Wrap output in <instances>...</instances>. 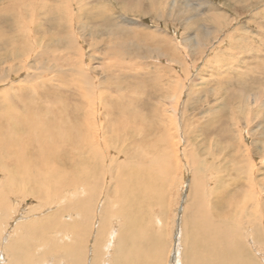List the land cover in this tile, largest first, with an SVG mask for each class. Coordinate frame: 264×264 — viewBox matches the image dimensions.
Listing matches in <instances>:
<instances>
[{"label":"rangeland","instance_id":"obj_1","mask_svg":"<svg viewBox=\"0 0 264 264\" xmlns=\"http://www.w3.org/2000/svg\"><path fill=\"white\" fill-rule=\"evenodd\" d=\"M47 1L42 9L36 8L35 1L29 2L27 9L21 7L19 12L28 11L31 17L33 9V13L39 9V21L54 41H63L72 34L69 48L60 50L71 55L67 69L84 64L77 71L82 77L65 70L59 79L62 85H58L55 73L34 75L33 82H23L24 74L10 73L0 81V264L15 258L23 264H28V259L32 260L30 264H67L68 257L79 250L80 229L83 227L86 235L97 234V220L92 222L85 216L77 218L76 223L65 220V231L57 235L44 233L38 226L46 224L52 215L58 222L63 219L57 213L59 203L68 204L72 212L87 201L93 206L95 196H87L93 186L74 197L81 189L78 185L86 183L76 184L79 189L70 183L84 176L89 185H94L99 173L103 186L110 187L106 196L117 202L138 201L144 195L142 181L154 188L153 195L160 199L150 207L155 218V225H151L157 231L153 241L158 249L151 256L157 264H177L179 260L182 264L187 255H194L190 252L198 232V227L191 224L197 217L193 216L195 208L198 211L195 197L206 200L215 194L226 197L218 217H227L234 233L239 228L251 254L264 264V215L257 208L258 202L264 201V0H205L215 7L210 11L201 0ZM22 3L0 0V35L5 33L4 39L0 37V73L17 63H6V55L8 59L12 52L22 53V40L9 41L6 36L25 24L16 12ZM67 8L71 9V17ZM35 26L25 27L42 36L44 29L37 26L40 29L35 30ZM23 57L39 65L30 55ZM18 86L25 89L14 92ZM38 92H42L41 97L35 95ZM11 97L23 100L18 103L20 109ZM79 105L76 123L82 129L71 125L68 121L73 117H67ZM17 110L29 120L22 128L13 127V123L18 124ZM15 129L20 135L16 146L27 148L25 152L16 147L15 152L9 149ZM69 130L77 143L71 138L66 140ZM46 140L56 154H51L53 159L47 163L36 162L35 155L44 153ZM196 154L207 155V173H201L200 179L194 177L195 166L189 160ZM82 155L87 163L80 168L77 159ZM66 156L69 162V158L75 160L81 173L71 172L73 169L64 164ZM128 163L133 170L139 164L140 174H130ZM233 164H237L234 171ZM120 174L122 181L118 179ZM202 181L205 187L197 190L196 196L194 185ZM214 186L218 189L212 190ZM66 187L71 192L61 193ZM234 189L235 194L230 196L228 192ZM122 191L127 192L126 197ZM100 194L97 199L101 203ZM142 213L141 235L150 221V212ZM109 219L114 225L122 223L121 219ZM31 221L32 230H38L30 238L25 228ZM91 227L93 231L88 230ZM119 230L116 226L110 238L108 233L113 245L101 252L99 263L121 264L122 259L113 255ZM28 240L31 243L26 245ZM202 241L198 251L204 249ZM89 242L94 241L91 238ZM71 243L73 248L69 250ZM10 246H21L19 253H13ZM142 250L146 255L145 248ZM87 252L85 264H91L93 255ZM122 252L125 255L126 250ZM221 255V264L232 257Z\"/></svg>","mask_w":264,"mask_h":264},{"label":"bare ground","instance_id":"obj_2","mask_svg":"<svg viewBox=\"0 0 264 264\" xmlns=\"http://www.w3.org/2000/svg\"><path fill=\"white\" fill-rule=\"evenodd\" d=\"M22 1H23V3L16 7L17 13L19 12V9L21 7H23L25 9L27 5H30L29 2L35 1V3H36L35 5L36 6L38 5L36 8L40 7L41 9H42V4L48 2L47 0H22ZM200 3L203 4L205 6V8H208L209 11L215 10L214 9L215 7H213L211 3H207V1L205 2V0H201ZM60 4H63V3H60ZM63 5H65V3ZM57 6H58V4L55 5V7H57ZM62 7H64V6H62ZM56 9L60 10L61 7L60 8L57 7ZM66 10H67L68 17H71V15H72V12L70 11L71 9L67 8ZM33 11H34V9H33ZM33 11H32L31 17H29V14L27 13L28 11L27 12L25 11L24 13L19 12L18 14L21 15L22 21H25V24L20 29H18V31L8 32L6 34L7 39L9 41L10 40L16 41V39H18V38L22 40V42L20 43V48L22 49V53L21 52L20 53H18V52L13 53L12 52V54L9 55L8 59H7V55H6V63L11 61V60H14V61L16 60L17 63L13 62V64H11L10 67H8L9 68L8 71H5L4 69L1 71L0 81L4 80L7 76H11L10 73H12V75L15 74L18 76H20V74H24V76H22L23 82H33L34 80H36V79H34V75H36L37 77H41V76H45L46 74L55 73L54 77L56 78L57 81H59L58 83H60L61 82L59 80L60 74L62 75V72L65 70H67L65 72H68L69 74L73 72L76 75H79L80 77H82L80 75V73L77 71H79V69H83L84 64H82V65L80 64L79 66H72V67L67 69V66H69L71 63V55L68 54V52H63L60 50L63 48L64 49L69 48V44H70L71 39H72V34L69 33V36L66 37V39L63 41H58V42L54 41L53 38L51 37V34H49L47 32V27L45 26V24L43 22L39 21V11L40 10L36 9L34 13H33ZM70 13H71V15H70ZM21 17H18V19L21 20ZM69 19H71V18H69ZM72 23H73V21H71V24ZM31 24L41 26L44 29V31L41 32L42 36L35 35L37 32L34 34L31 31L30 32L32 35H30V32L27 30V28L25 26L26 25L29 26ZM37 26L34 27L35 30L40 29ZM2 33H3V31H2ZM4 36H5V33L0 35V37H2V38ZM6 43H8V41ZM6 46H7V44H6ZM45 46H47V47H45ZM16 51H18V50L16 49ZM43 52H44V54H43ZM7 53L9 54V52H7ZM24 55H28V56L30 55L31 58H34L36 60V62L39 63V65L34 66L33 61H30L29 59L23 57ZM38 56L40 58H38ZM1 57H3V61L5 62V56L3 55ZM76 69H78V70H76ZM58 72H60V73L57 76ZM50 80L54 81L52 78H50ZM56 80H55V82H56ZM12 82H14V81H12ZM62 84L63 83H60L58 85H62ZM19 85L21 86V84H19ZM37 88L39 89L38 86H37ZM21 89H25V88L18 86L17 88L14 89V92L15 91H21ZM52 92H54V91H51L50 94H52ZM41 94H42V92H38V94H35V95H38L39 97H41ZM14 95H15V93H14ZM77 96L78 95H76V97ZM10 100L14 105H16L17 108L20 107V106L18 107V103L23 102L22 99H19V102H18L17 97H15V98L11 97ZM0 101H1V99H0ZM167 102H169V100H167ZM261 102H262L263 107H264V100L262 99ZM53 108H54V106H53ZM263 110H264V108H263ZM72 111H73V114H69V112H68L69 116H67V117L69 120H72V119H70V117H73V120L68 121V122L71 125H73V124L78 125L82 129L83 128L82 125L76 123V122H78V118H79V115H78L79 112L78 111H80V105ZM7 114H8V112H7ZM24 115H25L24 112L17 110V116H18L17 122H18V124L13 123V127L19 125L22 128L23 125H27L29 123V120H27L26 118H23ZM13 131H14V133H11V134H13L14 137H11V143L12 144L9 146V149L12 152H15V147H16V149L25 152L27 150V148L20 149L16 146V143H15L16 140L19 139V137H20L19 130L15 129ZM49 132H53V130L50 129ZM71 137H72V132H71V130H69L68 131V137L66 140L67 141L70 140ZM71 139L76 141V143H77V139H75V137L71 138ZM34 140H33V142H34ZM28 142H30V141H28ZM37 142H39V141H37ZM49 144H50V141L46 140L45 141V147H44V153H42V155L36 153V155H35L36 158L34 159L36 162L38 160H40V161H42V163L43 162L47 163V160L53 159V156L51 154H56V152H54V148L50 149ZM23 146H25V142H23ZM32 148H33V146H32ZM33 149H35V148H33ZM28 151H29V148H28ZM33 153H35V151ZM32 155H34V154H32ZM26 157H28V156H26ZM223 159H225V158H223ZM69 160H70V162L68 161L67 156H66L64 158V164L69 166V168L73 169L71 172L73 174L79 173V172L81 173V170L78 168L79 166H76L77 164L75 163V160H71L70 158H69ZM77 160L79 162L78 165L80 164V168H82L87 163V162H83V155H82V157H78ZM189 160L191 161V164L194 163L195 167L193 168V175L195 178H198L201 175V173L203 175H205V173H207V170H206L207 168L205 167V164L208 163L206 154H204V156L202 154H196ZM162 163H165V162H162ZM236 165L237 164H233V166L231 168L232 171L235 170ZM121 166L122 165H120V167H119V165H118V168L121 169ZM136 166H137V164H136ZM143 168H144V166H143ZM126 169H128V172L130 174H132L133 171L138 173V172H140L139 170L141 169V166L138 164L137 168H135L133 170L128 163V166ZM17 171H19V169ZM21 171H22V169H21ZM118 171H120V170H118ZM118 174H119V172H118ZM139 174L140 173H138L137 175H139ZM125 175H127V174H125ZM122 177L123 176L120 174L118 177L119 181H122V180H120V179H122ZM199 179H200V177H199ZM238 179H239V181H241L240 178H238ZM141 180H142V178H141ZM115 181H117L116 178H115ZM137 181H138V179H137ZM192 182H193V180H192ZM79 183H86V184L85 185L84 184L78 185L81 187V189L74 195V197H77L79 195L78 193H81V190H83V193H84V192H86L87 188L89 189L90 187L93 186L87 192L88 193L87 196H89L88 198H91L93 195L96 198V201L94 203L91 202L93 204V206H91V204L87 201L80 209H74L75 212H72L69 209L70 207L68 204H66L65 206H62L59 203L57 213L59 214L60 217H63V219L61 220V218H60L59 222H58L56 220L55 215L54 216L52 215L50 220H47L46 224L43 225L40 223V225L38 226V229L43 228L44 233L50 232L51 234L53 233V235L54 234L57 235V234L63 233V231H65L63 228V224H64L65 220H69L71 222L76 223V219L79 218L80 216H85L87 219L91 220L92 222H95L97 220V222H95V223L100 224V227L98 228L97 234H87L86 235V230L83 227L80 229L81 235H82V241H81V244L79 241V250L76 253L71 254L68 257V263L67 264H77L78 261L80 262V264H85V260H87L86 255L88 254L87 249L89 251H91L92 255H93L91 264H104V262L99 263L98 258L101 255V252H103L108 245H113V242H111L112 239L109 240V238L111 237L110 233L114 232L116 226H117V231H118L119 226H120V230L118 232L120 235H119V239L116 242H114L113 255L122 259L121 264H127V263L130 264V263H135V262H139V261H146L147 264H157L155 258L151 256V254L156 252V249H158V248H155L156 243L153 241V239H155L157 237V234H156L157 231L153 230L152 229L153 226L151 225V224H154L155 218L152 217V208L150 209V207L155 206L153 203H155L156 200L159 201V199H160L156 195H153L154 193L156 194L154 188L149 183L142 181L140 183V186H141L140 189H142L144 191V195L141 194V197H139V200L136 202L125 203V201L122 200L121 198H120L121 200H119L117 202V201H114L113 199H111L109 197V195L106 196V193L110 192L109 191L110 187H104L103 186V184L101 182L100 173H99V179H97L95 181L94 185H89L87 179L84 176L79 177L77 180H72V182L70 184H71V186H73V188H77L78 186L76 184H79ZM118 183H120V182H118ZM205 183L206 182L202 181V182H198L197 184L194 185V189H196L195 195L197 194V190L203 189L205 187ZM65 184H66V182H64L61 185V188H64L63 186ZM156 184H159V183L156 181ZM191 184L193 185V183H191ZM159 186H160V184H159ZM232 186H233V184L231 185V188H232ZM130 188H132V186H130ZM66 189L67 190H65L64 192H61V193H63V194L67 193L68 194L71 192L70 188L66 187ZM77 189H79V188H77ZM215 189H218V187H215V186L212 187V190H215ZM100 191H101L100 195H103L101 203L99 202V198L97 199V197H98L97 194ZM204 191H206V190L204 189ZM235 192H236V189H234L231 192L229 191L228 194L230 193V196H233L235 194ZM126 193L127 192L122 191L121 195L125 194V197H126L127 196ZM213 194H215V193H213ZM60 196H61V194H60ZM201 197H203V196L195 197L194 203L197 204V210L198 211H195L196 210V208H195L193 216L197 215V217L194 218V223H191L195 227H198V232L194 229L197 232L196 233L197 235L193 236L194 238L192 239V244H191L192 248L194 250L191 251L190 253L194 254V255H187L186 261H183L182 264H221V262L224 260V257L221 255L222 253L228 255L229 257L232 256V257H230V260L228 262H226L227 264H260L259 261L251 254L250 247H248L246 245V243L243 242V240L239 234V228H237L238 231L236 233H234V231L231 230L233 227L231 226V228H230V226H229V222L227 221V217H225L224 215L218 217V212H221V204L224 202L226 197L223 195L219 196V194L212 195V197H208L206 200L202 199ZM198 199L202 200V202H200L202 204H200L198 202ZM126 200H127V198H126ZM0 202H1V200H0ZM258 203L259 204H257V208L264 215V201L260 200V202H258ZM127 205H129V206H127ZM125 209H126L125 214H123L122 216L121 215L119 216V214H121L123 211H125ZM141 210L143 211V213L141 212ZM144 211L145 212L147 211L148 214L150 212V214L148 216L150 221L147 222V225H146V227L148 226V228H144L145 229L144 233H142V235H141V229H142L141 213H142V215H144ZM153 213H154V211H153ZM259 214H260V212H259ZM146 216H147V214H146ZM109 217H114L117 220L121 219L122 223H117V225H114L113 222H108V221H111L109 219ZM148 218H146V219H148ZM47 219H49V218H47ZM242 222H244V221H242ZM31 224H34V221H31L29 223V225H26L27 228H25L26 230H28L30 238L38 230L36 228L34 230H32V228L30 227ZM81 225L84 226L85 223H82ZM232 225H234V224H232ZM252 225H253V230H255V226H254L253 222H252ZM69 226H71V225H69ZM144 226H145V224H144ZM88 230L93 231V227H91ZM233 230H235V228ZM108 233L110 235L109 238H107ZM154 233H155V235H153ZM159 233L160 232H158V234ZM16 234H18V233H16ZM105 236H106V238H105ZM152 236L154 238H152ZM45 237H46V235H45ZM149 237H151L152 241L149 240ZM91 238L94 242H91V244H90L89 241L91 240ZM13 239H15V238H13ZM34 241H35V238L33 237V242ZM200 241H202V246L204 247V249L198 251L197 248L200 247V245H199ZM20 242H22L21 237H20ZM58 242H59V240L57 241V244H58ZM25 243H26V245H29L31 243V241L28 240ZM127 243H131L130 247L124 248ZM218 246H219V248H218ZM10 247H11V251L13 253H16V251H17V253H19L18 250L20 249L21 246H18L16 248H14L12 246H10ZM48 247H52V246L48 245ZM142 247H143V249L145 248V251H147L146 255H144V253H143L144 251L142 250ZM160 247H161V245H160ZM68 248H69V250H71L73 248L72 243L70 246H68ZM162 248H164L163 245H162ZM123 249L126 250L125 255L121 254ZM162 252L163 251H161L160 254H162ZM12 255H14V254H12ZM27 261H28V264H30L32 262L31 259H28ZM180 262L181 261L179 260L177 264H180ZM260 262L262 263V260ZM8 264H23V262H21L18 258H15V259H12L10 262H8Z\"/></svg>","mask_w":264,"mask_h":264}]
</instances>
